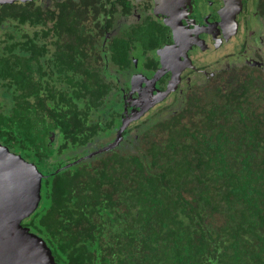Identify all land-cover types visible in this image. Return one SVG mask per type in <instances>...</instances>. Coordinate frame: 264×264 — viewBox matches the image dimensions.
Here are the masks:
<instances>
[{"label":"trees","instance_id":"obj_1","mask_svg":"<svg viewBox=\"0 0 264 264\" xmlns=\"http://www.w3.org/2000/svg\"><path fill=\"white\" fill-rule=\"evenodd\" d=\"M8 8L0 143L42 175L22 225L55 262L264 264V70L223 72L186 109L104 150L122 102L103 54L85 47L78 7Z\"/></svg>","mask_w":264,"mask_h":264},{"label":"flooded vegetation","instance_id":"obj_2","mask_svg":"<svg viewBox=\"0 0 264 264\" xmlns=\"http://www.w3.org/2000/svg\"><path fill=\"white\" fill-rule=\"evenodd\" d=\"M262 3L0 0V23L13 20L6 15L7 7L13 12L24 8L49 12L48 16H53L57 7L66 6L69 11L78 7L82 39L90 38L85 47H92L90 53L103 54L106 71L110 70L107 76L118 89L120 121L137 120L127 125L128 129L146 118L186 109L199 88L214 84L223 72L240 69L246 75L245 68L264 70ZM1 30L6 31V25ZM118 55L128 56L126 67L119 64Z\"/></svg>","mask_w":264,"mask_h":264},{"label":"water","instance_id":"obj_3","mask_svg":"<svg viewBox=\"0 0 264 264\" xmlns=\"http://www.w3.org/2000/svg\"><path fill=\"white\" fill-rule=\"evenodd\" d=\"M133 120H122L114 142L104 150L116 146ZM41 181L32 163L0 143V264H57L44 240L22 225L39 206Z\"/></svg>","mask_w":264,"mask_h":264},{"label":"rangeland","instance_id":"obj_4","mask_svg":"<svg viewBox=\"0 0 264 264\" xmlns=\"http://www.w3.org/2000/svg\"><path fill=\"white\" fill-rule=\"evenodd\" d=\"M5 32H6V31L3 32V31L1 30V32H0V36H2L3 33H5ZM174 110H175V109H174ZM171 112H172V111H171ZM171 112H168V113H166V114H162L161 117H162V116H166V117H168L169 114H170ZM139 113H140V112H139ZM139 113H138L139 116H142V115L144 114V113H142V114H139ZM138 115H137V116H138ZM133 121L136 122V121H137L136 118H135V120H133ZM133 121H131L129 124L131 125V123H132ZM129 124H128V125H129ZM111 139H115V138L112 137ZM107 143L109 144V142H107ZM108 144H107V145H108Z\"/></svg>","mask_w":264,"mask_h":264}]
</instances>
